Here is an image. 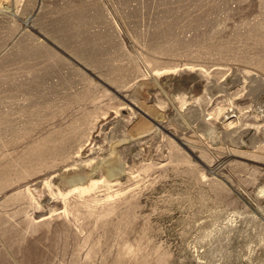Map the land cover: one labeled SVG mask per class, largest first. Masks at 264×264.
Listing matches in <instances>:
<instances>
[{"label": "rangeland", "instance_id": "obj_1", "mask_svg": "<svg viewBox=\"0 0 264 264\" xmlns=\"http://www.w3.org/2000/svg\"><path fill=\"white\" fill-rule=\"evenodd\" d=\"M0 264H264V0H0Z\"/></svg>", "mask_w": 264, "mask_h": 264}, {"label": "bare ground", "instance_id": "obj_2", "mask_svg": "<svg viewBox=\"0 0 264 264\" xmlns=\"http://www.w3.org/2000/svg\"><path fill=\"white\" fill-rule=\"evenodd\" d=\"M189 71H190V70H189ZM179 99H180V98H179ZM185 104H186V101L182 100V101H181V105H182V107L185 106ZM145 134H146V133H145ZM102 168H103V167H102ZM95 169H96V168H95ZM118 169H119V168H118ZM120 170H121V169H120ZM120 170H118V171H120ZM116 171H117V169H116ZM92 172H93V171H92ZM75 173H76V172H75ZM75 173H74V174H75ZM121 173H122V172H121ZM121 173H120V174H121ZM66 174H67V173H66ZM79 174H80V173H79ZM90 175H91V174H90ZM64 176H65V175H64ZM68 176H69V175H68ZM75 176H77V175H75ZM80 176H81V175H80ZM71 177H72V176H71ZM85 177H86V175H85ZM106 177H107V176H106ZM109 177H110V176H109ZM113 177H114V176H113ZM78 178H80V177H78ZM107 178H108V177H107ZM75 179H76V178H75ZM111 179H114V178H111ZM111 179H110V180H111ZM70 180H71V179H70ZM72 180H73V179H72ZM72 180H71V181H72ZM81 180L83 181V179H81ZM108 180H109V179H108ZM76 181H77V180H75V182H76ZM77 182H78V184H80L81 181L78 180ZM107 182H111V181H107ZM72 183H73V182H72ZM70 184H71V183H70ZM74 184H76V183H74ZM82 191H84V190H82Z\"/></svg>", "mask_w": 264, "mask_h": 264}, {"label": "water", "instance_id": "obj_3", "mask_svg": "<svg viewBox=\"0 0 264 264\" xmlns=\"http://www.w3.org/2000/svg\"><path fill=\"white\" fill-rule=\"evenodd\" d=\"M179 144L180 145H182V143H180L179 142ZM225 182V181H224ZM227 184V183H226ZM230 188H231V190L236 194V195H238L240 198H241V196H240V194L231 186V185H229V184H227ZM242 199V198H241Z\"/></svg>", "mask_w": 264, "mask_h": 264}]
</instances>
